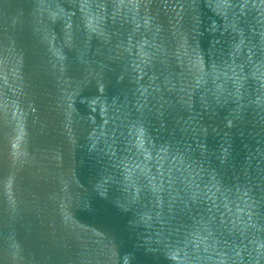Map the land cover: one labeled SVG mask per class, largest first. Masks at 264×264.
Wrapping results in <instances>:
<instances>
[{
    "label": "water",
    "instance_id": "obj_1",
    "mask_svg": "<svg viewBox=\"0 0 264 264\" xmlns=\"http://www.w3.org/2000/svg\"><path fill=\"white\" fill-rule=\"evenodd\" d=\"M0 264H264V0H0Z\"/></svg>",
    "mask_w": 264,
    "mask_h": 264
}]
</instances>
